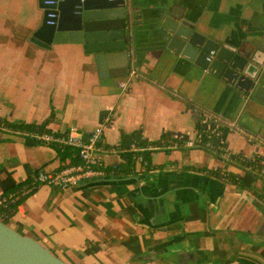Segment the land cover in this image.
Masks as SVG:
<instances>
[{"label":"crops","instance_id":"1","mask_svg":"<svg viewBox=\"0 0 264 264\" xmlns=\"http://www.w3.org/2000/svg\"><path fill=\"white\" fill-rule=\"evenodd\" d=\"M225 3L191 0L190 13L215 28L264 35V1ZM149 4L135 0L132 8L129 64L137 75L122 88L119 78L99 75L82 43L43 48L29 40L42 17L38 0H0V118L9 127L0 134V196L21 190L37 169L68 162L60 147L20 131L49 117L42 126L53 131L87 134L101 125L97 153L108 170L66 190L39 184L19 197L8 224L71 264H180L172 249H185V264H264V177L200 146H155L167 135L194 139L196 107L236 122L240 130L219 126L227 147L264 166V145L247 138L264 136V104L246 103L162 49ZM133 136L151 143L147 164L123 173L121 153ZM225 172L237 181L223 180Z\"/></svg>","mask_w":264,"mask_h":264},{"label":"water","instance_id":"2","mask_svg":"<svg viewBox=\"0 0 264 264\" xmlns=\"http://www.w3.org/2000/svg\"><path fill=\"white\" fill-rule=\"evenodd\" d=\"M145 1L150 3L147 7L153 6L152 19L162 49L209 72L246 103L264 104V35L256 31L243 35L235 24L215 28L202 12L190 13L191 0ZM258 1L264 0H226L225 5L252 6ZM38 5L42 17L29 37L31 42L43 48L53 43H82L93 54L100 76L124 78L130 60L128 23L135 0H38ZM134 178L140 181L138 176ZM172 251L185 264V249ZM0 264L71 263L0 218Z\"/></svg>","mask_w":264,"mask_h":264},{"label":"built area","instance_id":"3","mask_svg":"<svg viewBox=\"0 0 264 264\" xmlns=\"http://www.w3.org/2000/svg\"><path fill=\"white\" fill-rule=\"evenodd\" d=\"M136 75L137 70L134 65L130 63L124 78L119 82L120 87L125 88L127 82ZM191 110L195 119V137L194 139H189L188 137L179 135L182 139L181 144L183 146H200L206 150L219 154L224 159L240 162L249 170L255 168L256 158L245 157L244 155L233 153L227 147L225 137L219 131V126L223 124L231 129L238 130L239 127L236 122L224 120L218 115L196 107H191ZM4 129H9V127L0 118V134ZM20 131L24 135L30 136L41 143L52 144L58 147L70 146L76 149L79 161L53 171H46L43 168L37 169L33 173L31 181L22 187L19 194L13 195V193H11L0 196V207H6L8 201L15 204L20 196L31 192L39 184H47L66 190L80 185L85 180L105 177L108 173L101 157L97 153L99 142H101L102 139L101 125L95 126L87 134L79 132L73 126H69L63 131H53L45 127L40 128L39 126L33 129H21ZM247 138L251 142L264 145V136L248 134ZM147 148L146 145H138L134 140L129 146V149L136 152L135 162L139 165V170L141 171L145 170L147 164L142 156V152ZM259 173L264 177V166L260 168Z\"/></svg>","mask_w":264,"mask_h":264},{"label":"trees","instance_id":"4","mask_svg":"<svg viewBox=\"0 0 264 264\" xmlns=\"http://www.w3.org/2000/svg\"><path fill=\"white\" fill-rule=\"evenodd\" d=\"M132 20L134 23H136L137 16L133 15ZM49 119H50V117L48 119H46L45 121H43L40 124L41 126H39V127L42 128L43 127L42 125H44V123L47 122ZM122 139H124V137ZM132 140H134L138 145H151V143H146L145 140L139 139L137 136H133ZM181 143H182V139L180 137H177V136L171 137V136L167 135V136L157 140V142H155V144H156L155 146L170 147V146H174V145L181 144ZM129 146H130V144H129ZM60 148L62 151L61 155L64 159L67 156H69V157H67L68 162L65 163L64 165L74 164V163H77L79 161L76 149H74L70 146L60 147ZM147 150L148 149H145L142 152V156H143L144 160L148 158V151ZM135 154H136V152L131 150V149H125L124 152L121 153V155L125 161V166H124V168L121 169V171L123 173H130L132 171V169L134 168L135 156H136ZM254 167L255 168L253 170L259 172L260 168L262 167V162L260 159L256 161V165ZM220 177L227 182H236L237 181V177H234L233 175H231L230 173H227V172L223 173ZM26 183H27V181H26ZM17 187L15 186V187H12V188L6 190L4 195H8V194L13 193L12 191H15V189H17ZM19 193H20V190H17L16 192L13 193V195L19 194ZM19 199L15 202V204H12L11 201H8L6 207H0V215H1L2 220L5 223H8V219L14 213V207L16 206V203H18Z\"/></svg>","mask_w":264,"mask_h":264},{"label":"flooded vegetation","instance_id":"5","mask_svg":"<svg viewBox=\"0 0 264 264\" xmlns=\"http://www.w3.org/2000/svg\"><path fill=\"white\" fill-rule=\"evenodd\" d=\"M187 254H185V256H186Z\"/></svg>","mask_w":264,"mask_h":264},{"label":"rangeland","instance_id":"6","mask_svg":"<svg viewBox=\"0 0 264 264\" xmlns=\"http://www.w3.org/2000/svg\"><path fill=\"white\" fill-rule=\"evenodd\" d=\"M138 166V165H137Z\"/></svg>","mask_w":264,"mask_h":264}]
</instances>
